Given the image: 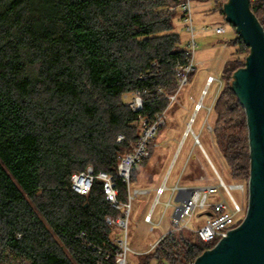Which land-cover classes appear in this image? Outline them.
<instances>
[{"label": "trees", "instance_id": "1", "mask_svg": "<svg viewBox=\"0 0 264 264\" xmlns=\"http://www.w3.org/2000/svg\"><path fill=\"white\" fill-rule=\"evenodd\" d=\"M180 1L0 0V264H117L122 231L106 217L120 212L101 180L82 195L71 176L108 171L127 200L120 157L140 137L139 115L154 120L167 108L191 58L176 31L183 15L169 10ZM250 4L264 28V0ZM246 60L223 67L216 139L234 178L248 183L247 115L232 86ZM130 92L143 97L140 112L124 101ZM212 245L171 230L138 264H190Z\"/></svg>", "mask_w": 264, "mask_h": 264}, {"label": "rangeland", "instance_id": "2", "mask_svg": "<svg viewBox=\"0 0 264 264\" xmlns=\"http://www.w3.org/2000/svg\"><path fill=\"white\" fill-rule=\"evenodd\" d=\"M197 1H193V16L195 25L199 29L196 36L197 47L193 55V69L188 73V81L174 94L169 95L170 102L167 106L165 123L153 140L155 145L152 147L151 155L136 165L132 189L139 185H161L164 181L168 187H173L179 178L183 185H216L219 182L216 170L227 184L242 181L234 178L218 146L216 128L222 124H219L216 103L224 87L221 74L226 62L236 58L245 60L250 51L247 49L249 47L243 48L237 44L241 37L236 27L226 20V15L220 6L224 5L221 0L218 2ZM176 21H178L176 31L181 33L183 45L186 46L189 35L184 23L179 22V18ZM218 24L224 25L225 32L217 34L214 31L201 29L205 25L214 27ZM242 48L244 52L240 53ZM194 113V121L190 123ZM189 123L192 130L185 136ZM136 125L140 130V124L137 122ZM194 133L199 135L200 143L196 142ZM231 192L241 203L242 192L238 189H232ZM226 197H228L227 194ZM169 198L170 192L167 191L161 200L164 202ZM154 200L155 195L151 193L138 195L133 201L128 229V244L132 249L127 257L129 264H138V255L150 252L151 246L173 228L172 207L168 209L161 224L154 226L153 230L150 229L151 224L143 221L144 213L151 209ZM163 210L162 204L156 206L155 222L159 221ZM207 219L206 215L197 212L189 222V226L196 229L199 225L206 223ZM121 237L123 234H120ZM7 264L28 263L21 258H16Z\"/></svg>", "mask_w": 264, "mask_h": 264}, {"label": "built area", "instance_id": "3", "mask_svg": "<svg viewBox=\"0 0 264 264\" xmlns=\"http://www.w3.org/2000/svg\"><path fill=\"white\" fill-rule=\"evenodd\" d=\"M193 1L194 0H181L177 6H171L169 8L170 11H181L183 15L182 22L189 35L187 45L191 58L189 59L188 65L182 67L178 73V76H180V88L188 81V73L193 69V55L197 47L196 36L199 29L195 25L193 16ZM228 1L229 0H221L224 4ZM201 29L203 31H214L217 34L225 32V27L222 24H218L214 27L205 25L202 26ZM211 79L212 82L213 77ZM123 99L133 111L140 112V110L143 109L144 100L141 95L133 92L125 93ZM200 106L198 108H200ZM166 112L167 108L162 113L158 114L154 120H149L139 115L138 123L140 124V137L132 142L129 151L124 152L120 157L117 165V174L127 184L128 198L126 201L119 198L117 181L114 175L108 171L102 170L96 173L92 166H88L86 170L74 173L71 176L72 189L82 195H87L90 192L96 179L101 180L105 198L113 209L120 212L116 217H106V222L110 225L119 227L123 234V237L118 240L120 251L116 255L117 264H129L127 257L132 249L128 244V229L133 201L138 195H146L150 192L145 188L132 189L131 174L136 165L140 164L151 155V148L155 145L153 140L159 132V129L165 123ZM189 131L185 133V136L189 134ZM194 137L196 142L200 143L199 135L194 133ZM124 139L125 136L123 134L118 135V141ZM216 172L219 178V182L216 185H183L179 178L173 187H168L166 181L161 186L157 187V197L154 206L144 217L145 222L152 225L151 230L154 229L155 225L161 224L170 207L173 209L171 218L173 224L172 230H191L195 232L203 242L213 243L210 248L216 245V243L227 234L228 230L240 225L248 210V183L245 181H237L233 184H227L217 170ZM232 189H238L242 192L243 200L241 203L232 195ZM167 191L170 192V198L168 201L163 202L161 197ZM226 194L228 197H226ZM245 195H247V199H245ZM158 204H163L164 210L160 220L156 223L153 220V212ZM197 212L206 215L208 219L206 223L193 229L189 226V222ZM159 240L151 246L149 251L157 247ZM190 264H193V262Z\"/></svg>", "mask_w": 264, "mask_h": 264}, {"label": "water", "instance_id": "4", "mask_svg": "<svg viewBox=\"0 0 264 264\" xmlns=\"http://www.w3.org/2000/svg\"><path fill=\"white\" fill-rule=\"evenodd\" d=\"M224 13L250 47L246 65L233 74L232 81L245 108L249 130L248 210L240 225L228 230L193 264H264V28L253 13L250 0H229L224 4ZM194 117L195 113L190 123ZM190 129L188 125L186 132Z\"/></svg>", "mask_w": 264, "mask_h": 264}, {"label": "crops", "instance_id": "5", "mask_svg": "<svg viewBox=\"0 0 264 264\" xmlns=\"http://www.w3.org/2000/svg\"><path fill=\"white\" fill-rule=\"evenodd\" d=\"M195 2H198L197 0H195ZM166 180V179H165ZM165 182V181H164ZM163 182V183H164ZM162 183V184H163ZM161 184V185H162ZM160 184H157L156 186H143V185H139V187H137V188H145V189H148L150 192H149V194H151V193H153L154 195H155V199H156V197H157V195H156V189H157V187H159V186H161ZM149 194H146V195H149ZM154 202H155V200H154ZM154 202H153V205H152V207H151V209L149 210V211H147V212H145L144 213V215H143V221L145 222V220H144V217H145V215L147 214V213H149L151 210H152V208H153V206H154ZM159 205V204H158ZM163 205V204H162ZM154 213H155V210H154V212H153V220H154ZM162 215V214H161ZM160 218H161V216H160ZM160 220V219H159ZM163 221V220H162ZM155 222V221H154ZM146 224H149V223H147V222H145ZM156 223H158V222H156ZM152 226V225H151ZM156 226V225H155ZM150 229H151V227H150ZM172 230V229H171ZM170 230V231H171ZM168 233V232H167ZM165 235V234H164Z\"/></svg>", "mask_w": 264, "mask_h": 264}, {"label": "bare ground", "instance_id": "6", "mask_svg": "<svg viewBox=\"0 0 264 264\" xmlns=\"http://www.w3.org/2000/svg\"><path fill=\"white\" fill-rule=\"evenodd\" d=\"M212 80V79H211ZM206 92V91H205ZM200 105H201V103H200ZM193 123V122H192ZM189 128H190V124H189ZM192 129V128H191Z\"/></svg>", "mask_w": 264, "mask_h": 264}]
</instances>
